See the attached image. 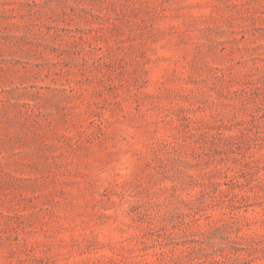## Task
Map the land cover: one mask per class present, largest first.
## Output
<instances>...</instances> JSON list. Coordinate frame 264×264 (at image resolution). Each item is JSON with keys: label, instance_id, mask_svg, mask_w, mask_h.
<instances>
[{"label": "rangeland", "instance_id": "obj_1", "mask_svg": "<svg viewBox=\"0 0 264 264\" xmlns=\"http://www.w3.org/2000/svg\"><path fill=\"white\" fill-rule=\"evenodd\" d=\"M0 264H264V0H0Z\"/></svg>", "mask_w": 264, "mask_h": 264}]
</instances>
